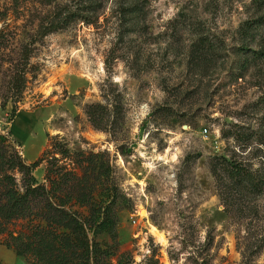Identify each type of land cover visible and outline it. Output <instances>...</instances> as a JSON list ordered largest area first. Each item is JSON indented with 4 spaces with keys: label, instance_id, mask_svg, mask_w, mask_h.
Segmentation results:
<instances>
[{
    "label": "rangeland",
    "instance_id": "rangeland-1",
    "mask_svg": "<svg viewBox=\"0 0 264 264\" xmlns=\"http://www.w3.org/2000/svg\"><path fill=\"white\" fill-rule=\"evenodd\" d=\"M56 140L35 177L98 156L110 264H264V0H0V157Z\"/></svg>",
    "mask_w": 264,
    "mask_h": 264
},
{
    "label": "trees",
    "instance_id": "trees-1",
    "mask_svg": "<svg viewBox=\"0 0 264 264\" xmlns=\"http://www.w3.org/2000/svg\"><path fill=\"white\" fill-rule=\"evenodd\" d=\"M72 16L62 23L57 19L42 27L41 36L63 29ZM24 76L18 87L21 94L25 87ZM93 108L89 109L92 120ZM60 146L57 140L52 141L51 154L48 153L51 150L44 152L32 165L18 153L5 151L1 155L4 172L0 174V246L14 249L31 264H110L118 249V219L114 193L105 188L101 193L97 185H91L92 180L102 182L101 171L106 174L104 166L97 163L98 156H92L87 164L80 161L82 176L73 170L50 167L47 185H42L35 177L37 168L52 157L50 155L71 156L68 150L59 149ZM15 172L23 176L21 187L13 175ZM231 173L239 183L246 180L255 190L264 188V178L248 169L232 166ZM84 208L87 214L80 212ZM17 222L25 223L19 233L10 230ZM102 236H107L109 242H101Z\"/></svg>",
    "mask_w": 264,
    "mask_h": 264
},
{
    "label": "crops",
    "instance_id": "crops-1",
    "mask_svg": "<svg viewBox=\"0 0 264 264\" xmlns=\"http://www.w3.org/2000/svg\"><path fill=\"white\" fill-rule=\"evenodd\" d=\"M0 264H31L28 260L18 255L14 249L6 246H0Z\"/></svg>",
    "mask_w": 264,
    "mask_h": 264
}]
</instances>
